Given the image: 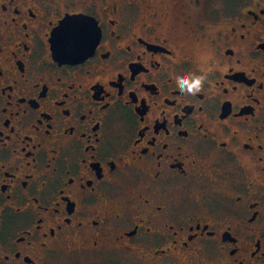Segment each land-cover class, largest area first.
Segmentation results:
<instances>
[{"label":"flooded vegetation","instance_id":"af4514ba","mask_svg":"<svg viewBox=\"0 0 264 264\" xmlns=\"http://www.w3.org/2000/svg\"><path fill=\"white\" fill-rule=\"evenodd\" d=\"M0 264H264V0H0Z\"/></svg>","mask_w":264,"mask_h":264},{"label":"clouds","instance_id":"9594fccd","mask_svg":"<svg viewBox=\"0 0 264 264\" xmlns=\"http://www.w3.org/2000/svg\"><path fill=\"white\" fill-rule=\"evenodd\" d=\"M198 67L191 71H180L175 74V78L179 82L181 90L188 95H195L203 90L208 83V75L215 70V65L208 66L207 61H203L200 66L198 58Z\"/></svg>","mask_w":264,"mask_h":264},{"label":"snow or ice","instance_id":"6c2138e0","mask_svg":"<svg viewBox=\"0 0 264 264\" xmlns=\"http://www.w3.org/2000/svg\"><path fill=\"white\" fill-rule=\"evenodd\" d=\"M54 44L63 47H78L88 39V33L80 21L68 20L58 29Z\"/></svg>","mask_w":264,"mask_h":264},{"label":"water","instance_id":"95a60500","mask_svg":"<svg viewBox=\"0 0 264 264\" xmlns=\"http://www.w3.org/2000/svg\"><path fill=\"white\" fill-rule=\"evenodd\" d=\"M68 20H77V21H80L81 24L83 25V27L87 30H89V27L91 26V23H90V19L86 18V17H81V16H77V17H67L65 18L61 23H60V26H59V29L61 28L62 25H64L66 23V21ZM74 51V48L72 47H65V48H57V52L58 53H62V57L64 58H68V57H71L72 53Z\"/></svg>","mask_w":264,"mask_h":264}]
</instances>
